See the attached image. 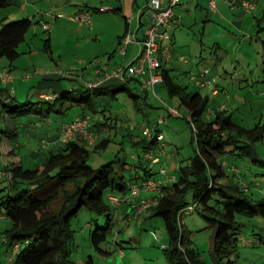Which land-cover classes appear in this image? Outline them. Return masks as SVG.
<instances>
[{
  "label": "trees",
  "instance_id": "1",
  "mask_svg": "<svg viewBox=\"0 0 264 264\" xmlns=\"http://www.w3.org/2000/svg\"><path fill=\"white\" fill-rule=\"evenodd\" d=\"M16 2L0 0V9ZM32 23L30 17L3 23L0 28V60L6 57L15 62L19 58V47ZM49 40L47 38L45 45L48 50L51 48ZM135 64L133 61L128 65L124 80L88 85L86 89H80V93L58 89L40 101L24 102L15 97L14 80L1 89L0 100L9 111L16 113L14 117L61 118V114L66 117L76 107L80 116L91 115V128L96 137L92 147L75 139L61 143L47 155L39 151L41 157L26 166L25 156L14 151L21 130L18 126L7 128L10 131L6 140L9 141V149L7 147L2 155L7 165L9 191L4 196L0 195V218H9L12 224L1 232L5 242L11 247L19 245L16 256L10 260L14 264H81L80 261L96 264L91 256L78 262L74 259L76 235L72 220L84 208L101 216L107 215L104 226L92 233L94 246L107 254L100 245L106 242L113 229L115 211L120 205L133 204L136 207L131 206L132 213L141 215L149 208V216L165 220L169 238L163 249L169 264H237L233 252L239 246L246 219L264 218V189L255 179L256 174L262 172L244 170L239 164L245 159L264 170V157L257 148V143L264 139V124L257 123L252 128L238 124L227 108H216L211 104L210 95L199 90L203 87L197 85L196 90H188V86L182 85L172 73L173 68H167L163 63L162 87L170 97H178L190 115L195 154L181 160L177 171L169 173L171 179L165 183L158 178L165 166L156 172L158 163L146 157L149 152L158 156L163 151L164 147L157 138V133L163 130L158 125L156 136L148 139L142 134L143 123L157 122L146 120L130 127L127 132L133 144L143 150L135 153L137 159L133 157L130 165L124 160L118 165L119 160L113 159L94 167L89 162L92 153L109 146L111 136H103V133L117 123L112 115H106L109 108L101 103L102 96L113 102L125 94L139 112L147 107L154 108L142 79L129 73ZM209 111L212 113L207 116ZM114 117L118 118L117 114ZM137 127L141 129L142 139H136L132 132ZM11 152L19 159L10 158ZM151 179H160L155 190L157 194L141 198L142 191H149L144 189V185ZM132 185H138L140 192L133 193ZM39 191H45L43 196L35 194ZM146 199L151 206L141 210L142 200ZM54 204L60 205L61 209L56 210ZM195 209L205 212L211 226L216 229L212 263L202 257L193 244V230L186 229L182 222V214Z\"/></svg>",
  "mask_w": 264,
  "mask_h": 264
},
{
  "label": "rangeland",
  "instance_id": "2",
  "mask_svg": "<svg viewBox=\"0 0 264 264\" xmlns=\"http://www.w3.org/2000/svg\"><path fill=\"white\" fill-rule=\"evenodd\" d=\"M16 1L12 6L0 9V28L3 23L27 17L32 18L33 23L26 40L19 47L21 51L19 58L15 62L6 57L2 58L0 71H10L14 77L12 85L17 90L14 95L21 101L39 100L37 93L44 91L47 83L59 86L58 89L60 90H77V93H80V89L87 88V81L95 80L96 64L99 60L101 64H104L109 55L115 54L120 63L129 61L127 56L125 57L119 52L120 48L118 47V37L123 33L125 20L121 14L112 10V8L118 7L122 0ZM82 5L86 6L88 11L92 13L93 27L85 24L81 27L79 22L70 18L72 12L75 11L74 9L77 12V8H81ZM258 5L259 8L253 10L256 16L253 17L256 20L252 17L254 19L251 26L253 29L250 28L249 34L237 32L233 36H229L226 34L228 31L222 28L218 38L208 39L209 35L203 34L201 20L199 24H194V26L182 25L181 31L178 32L181 45L177 44L176 46V57L183 55L187 62L173 58L175 65L172 70L173 73L182 85L188 86L190 91H194L198 87L192 83L186 74L189 71L196 73L200 70L204 72L208 68L212 73L211 75L214 76L211 81L212 84L199 90L204 95H210L213 106L227 108V112L232 113L235 121L247 128H252L257 123L264 124V30L261 29L264 27V0H259ZM102 8L107 10L103 11ZM47 13H51L52 16H60L54 19ZM45 20L50 22L51 30L43 28ZM211 31L214 33L213 28ZM47 38H50L51 48L49 50L45 47ZM201 39H204L205 45L199 44ZM218 40L221 47L229 49L228 53H224L225 50L222 51L221 49L218 50V53L214 51L213 45ZM115 48L117 50L113 52ZM215 58L221 63L222 73L214 71ZM223 66L225 67L223 68ZM48 72L52 73L47 75ZM57 72L59 73L57 74ZM214 81H217L218 84L216 85ZM3 85V82L0 83V91L5 88ZM213 86H217L221 90L220 95L214 96L212 94L211 87ZM157 90L159 95L152 93L149 99L150 103L157 105L156 110L155 108L151 110L150 107L146 106L147 108L142 112L137 111L125 94H121L113 102L109 101L108 106H106V102L101 100V103L109 108L106 115H112L111 117L115 118L114 121L117 123L113 128L107 129V133H103V136H111L112 141L106 149L92 153L89 159L91 165L99 167L113 159L119 160L118 165H120L121 160L130 165L134 160L133 155L136 152L141 153L143 150L138 149L133 144V140L131 136L127 135V132H129L130 127L142 124L150 118L157 121L164 118L167 122L159 124L166 134L165 149L168 141H171V147L174 144L178 145L179 153L176 155L181 160L195 154L194 133L186 107L180 104L178 97H170L165 90ZM3 94L6 95L4 92ZM213 99H216V102H213ZM167 105L177 107L182 116L169 115ZM77 109L74 107L69 115L65 117L61 114L60 117L69 120L74 113H79ZM117 109L121 110L120 115H117L118 118L111 114ZM15 114V112L9 111L0 100V171L5 173L7 165L2 153L9 145V141L6 140L10 137V131L7 128L18 126V129L22 130L23 123L28 120L26 116L14 117ZM39 120L43 122L44 119L39 118ZM132 130L136 139H142L143 135L140 128L137 127ZM25 136L24 133L17 137L18 144L26 145L28 143ZM43 140L42 138L40 143L43 144ZM257 144L259 154L264 157V139ZM12 145L15 146V143ZM28 146L27 144L19 148L21 153L26 155V166L33 163L28 157L32 148ZM16 150L17 145L14 151ZM9 157L19 159L14 152H11ZM239 164L244 170L247 168L248 170L251 169L252 172L264 174L263 169L252 165L245 159ZM178 167L179 161L174 160L168 173L173 174ZM262 174H256L255 179L261 182L264 189V175ZM8 191L9 182L6 173L4 176H0V195L4 196ZM44 192L39 191L35 194L43 196ZM141 193L145 196L149 195V197L152 194H157L156 191H142ZM131 206L136 207L135 204ZM131 206L120 205L115 211L113 229L106 242L100 245V248L107 254L96 248L92 240V233L98 227L104 226L107 215L101 216L87 208L82 209L78 217L72 220L76 235L73 245L74 259L78 262L79 259L87 260L91 256L96 264H169L163 249V244L167 243L169 238L165 220L162 217L149 216V208L141 215L132 213ZM53 207L56 210L61 209L58 204H54ZM182 216L185 228L193 230L194 246L202 257L212 263L216 229L208 221V215L203 211L200 212L199 209H195L184 212ZM11 225L9 218H0V264H14L9 261V256L14 247L5 242L6 238L1 233ZM243 228L239 246L233 252V256L237 257V264H264V218L246 219Z\"/></svg>",
  "mask_w": 264,
  "mask_h": 264
},
{
  "label": "crops",
  "instance_id": "3",
  "mask_svg": "<svg viewBox=\"0 0 264 264\" xmlns=\"http://www.w3.org/2000/svg\"><path fill=\"white\" fill-rule=\"evenodd\" d=\"M150 1L151 0H122L118 7L112 8L113 11H116L119 14H121L125 20V23H124L125 26L123 29V33L118 37V39H119L118 40V43H119L118 47L121 48V46H124V40H125L124 37L126 34L129 33L131 35V38H133V41L130 42L126 46V55H124L125 57L127 56L126 57L127 60L128 59H129V61L131 60L130 63L133 61H136V59L140 56V53L142 52L143 40L145 38L146 32L149 29V27H151L153 25L154 11L148 6ZM212 1L215 2V7H216L215 10H213L210 7V4ZM247 1L248 2L252 1L254 3L255 6L253 7V9L248 10L246 8V6L244 4ZM166 2H167V0H161V5L166 6ZM258 4H259V0H181L179 2V5L174 7L175 8L174 12H175V18H176L175 22L176 23L172 29L173 38L170 41H167L164 43V45L169 44L171 46L170 59L165 60L164 64H166L167 68L168 67L174 68L175 65L173 63V58L175 57V58H178L180 60V57L183 56L182 55L180 57H176V51H177L176 46H177V44L181 45V42L179 39L180 37L178 36V32L181 31L180 28L182 27V25L183 26H194V24H199L200 20H201L202 21L201 25H203V34L207 35V36L209 35L207 37L208 39L209 38L210 39L218 38L220 36L219 33H221L222 28H224V29H226V31H228V33H226V34H228L229 36H233L234 33L236 34L237 32H241L242 34H249L248 32H249L250 28L253 29V27H251V26L254 23V19H255L254 17H256L254 15L253 10H257L259 8ZM83 7L87 8L86 6L82 5L81 8L79 7V9H82ZM79 9L77 8V10H79ZM74 10L76 11V9H74ZM74 12H72V13L74 14ZM50 17L55 19L58 17V15H54V16H50ZM45 22H47V21L45 20ZM48 23H50V22L48 21ZM83 24L80 23V26L83 27L82 26ZM212 28H213L214 33H212V31H211ZM244 36H248V35H244ZM177 37H178V40H177ZM199 44L205 45L204 39H201ZM213 46H214L213 47L214 51L216 53H218V50H220V49L222 51L225 50L224 53H228L229 49L227 50V48L221 47L219 40L215 41V44ZM116 50H117V48H115L113 50V52H115ZM215 59L216 60L214 62H216V66L214 68V71L218 72V73H222L221 72L222 71L221 63L218 62L219 57H218V59L217 58H215ZM129 61L127 63H125V62L120 63L119 60L115 57V54L109 55L107 62H105L104 64H101V61L99 60V62L96 64V70H95L96 78L93 81H87L88 85L92 86L99 80V78H104L105 74L100 72L99 66H102V67L106 66L108 68V71L112 72L113 69L120 67V65H125V66L129 65L130 64ZM183 61L187 62V59L183 60ZM224 67L225 66H223V68ZM219 68H220V70H219ZM198 71L199 72H196V73L189 71L186 75H188L190 77V80L192 81V79H191L192 75L197 76V75H201V73H203V71H200V70H198ZM51 73L52 72H48L46 74L50 75ZM58 73L59 72H57V74ZM172 73H173V71H172ZM211 74L212 73L210 72V74H208V76L209 77L211 76L213 78L214 76ZM113 82H118V80L115 78L110 79V80H108V79L105 80V84H113ZM0 83L2 84L1 81H0ZM192 83H194V82L192 81ZM211 84H212V82H211ZM215 84L217 85L218 82L215 81ZM46 85H47V87H46V89H44V91H40L37 93L39 101L41 99H43L45 96H48V94H49L48 92L58 91L59 86H56L55 84H51V83H47ZM207 86H209V84L206 85L205 87H207ZM13 88H14L13 94H15L17 90L15 89V87H13ZM155 89L156 90L159 89L161 91L164 90L161 83L157 84ZM211 90H212V94L214 96H218L221 93V90L217 86L211 87ZM148 91L150 93V96H152L153 91L151 89H148ZM157 92H158V90H157ZM100 100L106 102V106L109 105V100L106 97L102 96L100 98ZM213 102H216V99H213ZM151 104L153 105L155 110H156V108H158L157 105H155V103L154 104L151 103ZM150 109L152 110V108H150ZM115 113L117 115H120L119 113H121V110L117 109L114 111V113L111 112V114H114V115H115ZM209 115H210V113L208 112L207 116H209ZM77 116H80V113H74L73 117H71L69 120L63 119V118H57V117H48V118H44L43 122L41 120V122H38V123H34V122L38 121L39 118H41V116L32 115V116L26 117L28 120H30V122L23 123L22 130L20 131L21 132L20 135L24 134V133L26 134L25 138L28 141V143H26V145L28 144L29 145L28 147L32 148V150L28 154V157H30V162H34V160L38 159L37 157H41L39 155L40 154L39 151H41V153L44 152L47 155L49 150L56 149L61 144L59 141V138H58V133L60 132L61 125H62L61 123L69 122V121L73 120L74 117H77ZM149 120L152 122L157 121V120H153L151 118ZM42 138L47 139L48 144L46 146H44L42 143H40ZM170 142L168 141V145L166 146V149H164V151L160 152V154H159V162L155 166L156 172L159 171V168L162 166H165V167L167 166L168 167V168L166 167L167 171L170 170L173 166L174 160L179 161V165H180L181 159L178 158V156L176 155L179 153L178 152L179 147L176 144H174V146L171 147ZM41 144L43 146H41ZM16 145H17L16 152L22 154L21 150L19 148L21 146H26V145L21 144V143H19V144L16 143ZM22 156H24V154H22ZM133 157L135 159H137L136 154L133 155ZM25 158H26V155H25ZM159 177L162 178L165 181V183H167L169 181L168 180L169 178H167L166 176L159 174L158 178ZM152 192H154V191H152ZM146 197H149V195L145 196V195H143V193H141V198H146ZM132 199H133V197L131 198V200ZM135 200H138V199H135Z\"/></svg>",
  "mask_w": 264,
  "mask_h": 264
},
{
  "label": "built area",
  "instance_id": "4",
  "mask_svg": "<svg viewBox=\"0 0 264 264\" xmlns=\"http://www.w3.org/2000/svg\"><path fill=\"white\" fill-rule=\"evenodd\" d=\"M181 0H167L166 6L161 5V0H151L148 4V6L154 11V21L153 25L149 27V29L146 32L145 38L143 40V48L142 52L140 53V56L136 59V64L134 67L129 70L130 75L136 76L143 81V86L146 89H151L154 94H157L156 92V85L161 83L163 81L162 76V66L165 60L170 59L171 56V46L169 44L164 45L165 42L170 41L173 36L171 34V31L173 27L175 26V12L174 7L179 5V2ZM246 8L249 10L253 9L255 6L252 1H247L244 4ZM210 7L215 10V2L212 1L210 4ZM101 10L106 11L107 9L102 8ZM48 16H52L51 13H47ZM60 16V15H58ZM71 19L81 23L88 25L90 27L92 26V13L88 11V9L78 10L77 12H74L70 16ZM43 28L46 30H51V25L48 22L43 23ZM124 40V46H121L119 52H121L122 55H126V46L133 41V38H131V35L128 33L125 35ZM180 60H186L183 56L180 57ZM100 67V72L104 73V78H99L97 83L94 85H98L100 83L105 82V80H110L113 78L124 80V74L125 70L127 69L128 65H120V67L113 69L112 72L108 71V68L106 66ZM210 74V70L207 68L201 75H192L191 79L195 83V85H199L201 87H205L208 84H211L212 77L208 76ZM14 80V77L10 73V71L2 70L0 71V81L3 82L4 85L12 83ZM215 82V81H214ZM13 92V91H12ZM168 106V105H167ZM168 113L171 116L174 117H181L182 113L177 107L174 106H168ZM209 113H212V111H209ZM91 115L87 116H77L73 118L72 121L69 122H63L61 123V129L58 133V138L60 143H67L70 141H74L75 139H80L84 141L86 144L93 145L96 142L95 134L91 128ZM166 120L164 118H160L157 123L153 124H144L142 126V134L147 135L148 139L153 138L156 136V130L158 128V125L160 123H164ZM41 124V123H40ZM195 128V126H194ZM157 138L159 139V142L164 147L166 142V135L163 132L157 133ZM48 144L47 139L43 140V145L46 146ZM146 157L148 159H151L153 163L159 162V155H155L154 152H149L146 154ZM161 174L164 176H167L169 179H171V176L169 175L167 169L165 167L161 168ZM5 173L3 171H0V176H3ZM160 185V179L155 180L151 179L146 181L144 185L145 190L149 191H155L158 189ZM133 193L140 192V188L138 185H132ZM144 204L141 206V210L147 208L148 206H151L150 201L144 200L142 202ZM140 211V210H139ZM19 248V245L16 244L14 246V249L12 253L9 256V261L13 260L14 257L17 254V250ZM81 264H85V262L80 261Z\"/></svg>",
  "mask_w": 264,
  "mask_h": 264
}]
</instances>
